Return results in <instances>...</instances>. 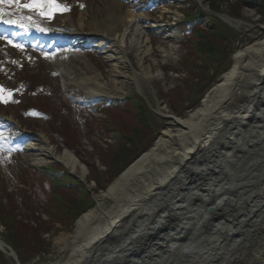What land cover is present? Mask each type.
<instances>
[{
  "label": "bare ground",
  "instance_id": "obj_1",
  "mask_svg": "<svg viewBox=\"0 0 264 264\" xmlns=\"http://www.w3.org/2000/svg\"><path fill=\"white\" fill-rule=\"evenodd\" d=\"M95 1L87 5L84 26L115 49L114 72L120 74L117 66L132 58L135 73L147 74L143 29L134 33L130 53L118 41L133 18L130 10L122 0ZM224 19L234 26L243 23ZM257 31L259 38L235 49L231 65L192 111L179 116L158 108L166 127L154 144L75 219L71 233L56 238L68 249L45 264H210L219 257L223 264L230 259L229 264H264V238L246 259L241 253L238 260L230 256L236 245L248 243L243 239L247 222L254 220L253 234L264 228V25ZM92 71L74 81L87 99L123 94L115 78L108 84ZM49 154L70 171L85 172L67 149L58 154L51 147ZM212 206L217 218L208 213ZM191 229L190 239L186 232Z\"/></svg>",
  "mask_w": 264,
  "mask_h": 264
},
{
  "label": "rangeland",
  "instance_id": "obj_2",
  "mask_svg": "<svg viewBox=\"0 0 264 264\" xmlns=\"http://www.w3.org/2000/svg\"><path fill=\"white\" fill-rule=\"evenodd\" d=\"M93 1L96 2L95 0H57L61 8L67 10H55L51 19L28 9L17 12L15 15L17 17L31 15L33 21L44 30L59 31L61 34L69 33L76 37V40L67 38L68 41L58 40L59 45L55 47V50L47 49L44 52L37 49H21L15 44L0 39V87H3L6 93L11 92L7 103L0 101V210L11 211L13 215L15 213L19 220L30 226L41 224V220H49L48 230L42 232V242L45 248H49V253L43 252V255H36L24 243L25 253L23 254L26 256L22 264H45L64 256L68 248L66 245L59 244L56 238L63 233H71L75 225V220L71 225L68 222L62 224L52 221L46 213L51 207L50 200L54 190L52 188L48 190L47 186L39 187L41 180H38V177L41 173H46L47 166L58 165L65 168L56 158H50L51 155H47L49 148L55 147L58 154L67 149L77 157L80 167H84L85 172H82L81 168L76 171L65 168V171L83 183L94 204L103 190L97 188L94 181L96 174L88 165H94L97 172H102L103 181L109 180V175L117 168L113 152L116 138L119 136L109 130L112 115L110 118L107 115L104 116L99 106L108 98L97 96L87 99L86 93L74 82L75 80L80 76H89L93 69L100 72L102 79L108 84L111 83L112 78H115L123 92L119 99L135 96L142 102L143 111H146L145 115H147L146 121L152 131L150 133L144 130L145 140L153 137L150 142L151 147L159 131L166 127L158 108L166 107L173 115H186L192 111L223 72L217 75L216 82H209L210 77L213 78L219 69L228 66V63L225 64L227 58L231 65L235 51L233 50L226 58L225 49L223 51L224 44H220L222 49L219 48L218 61L221 66L216 69L204 62L195 50L186 45L185 39L179 33V25L188 22L185 12L194 5L197 9L199 7L203 13H200V17H196V20H199L207 29L218 24L222 31L229 34L227 45L233 49L246 44L247 41L258 39L257 27L259 24L264 25V0H214L215 2L211 0H122L126 6L124 9L128 8L133 18L127 19L124 34L122 37L119 36L118 41H122L120 45L130 53L134 33L137 29H143L140 35L142 42L140 46L146 50L141 58L143 67L149 71L147 74L135 73V70L131 68L133 62L131 58L129 62L117 66L120 72L117 75L114 72L117 56L115 49L110 48V44L106 45L100 37L90 36L89 28L87 25L84 26L87 5ZM210 1L212 3H209ZM25 2L27 0H21V3ZM137 2L144 3L142 8H135L138 5ZM216 5L219 12L210 8V6L216 8ZM235 14L238 16L235 17ZM225 15L242 20L243 23L234 26L224 19ZM24 22L29 25L28 21ZM170 36L173 37L170 38ZM79 42H87L88 46H76ZM113 44L117 45L116 42ZM71 53L77 55L72 56ZM186 61L193 62L198 69L202 68V75H197V70L188 73L189 68L184 66ZM195 84L201 87L202 96L198 88L194 90ZM37 108L46 113L38 111ZM120 111L116 108H108V112L113 113L112 121H118L130 133H134L135 130L143 132L137 123L132 122L125 107L123 111ZM122 112L125 113L119 114ZM68 140L70 147L66 144ZM28 167L37 170V175L30 171L28 173L31 182L32 207L30 208L20 202L21 195L16 191L21 187V172L28 170ZM110 202V199H105L106 205ZM256 213L257 216H261L260 210ZM263 220L264 217L261 223H264ZM250 221L251 224L246 223L248 227L245 228L243 237L248 243L238 244L230 251L232 254L230 256H234L236 260L241 256L237 253H241L246 259L247 255L254 254L263 246L264 228L261 226L253 234L252 231L255 230L256 225H253V219ZM255 222L259 223V220ZM4 232V225L0 222V238L3 240ZM192 233V229L186 232L188 237ZM21 236H23L22 232ZM9 247L13 250L14 257L7 254L5 256H8L13 264H21L12 246L9 245ZM171 255L176 256V252ZM222 260L225 259L214 258L210 264H223ZM230 260H226L224 264H229Z\"/></svg>",
  "mask_w": 264,
  "mask_h": 264
},
{
  "label": "trees",
  "instance_id": "obj_3",
  "mask_svg": "<svg viewBox=\"0 0 264 264\" xmlns=\"http://www.w3.org/2000/svg\"><path fill=\"white\" fill-rule=\"evenodd\" d=\"M211 1L209 3H212ZM210 8L213 11L219 12V9H217V5L216 8H212V6H210ZM185 13L188 22H184L179 25V29L181 31L182 38L186 41V45L191 47L193 51L195 50L196 53L203 58L204 62L212 65L213 68H219L221 66L220 61H218L220 55L218 54V52L220 51L219 48H221L219 45L224 44L223 51L225 49L226 58L229 56V54L231 55L233 50L236 49L230 48L227 45L229 34L225 33V31H222L221 27L218 24H216L215 27H211L210 29L203 27L199 20H196V17H200L199 14L203 12H201L199 7L197 9L195 5L191 9H188ZM234 16L237 17L238 15L235 14ZM228 59L229 58H227V61H225V64L228 63V66L226 68L219 69L215 75L216 77H210L209 82H216L217 75L227 70L230 62L228 61ZM191 65L193 66L192 68L190 67ZM184 66L185 68H189L188 73H192V71L197 70V75H202V68H196L193 62L190 63L189 61H186L184 63ZM194 87H196L194 88L195 91L198 88V92H200L199 94L200 96H202L203 92L201 87H198L197 84H195ZM200 89L201 91H199ZM106 107L116 108L121 111H123L125 107V110L127 113H129L132 122L137 123V125L142 128L143 132L145 130L152 133V131L150 130L151 126L146 121L147 115H145L146 111H143L142 102L139 101L135 96H132L129 99H124L121 102L111 100L109 101V105L107 103ZM123 113L125 112L119 114ZM110 116L111 122L109 130L110 132L113 131L116 135L119 136L118 138H116L117 140L115 142V148L113 152L115 158L114 163L117 168L113 173L109 175V180L103 181L102 172H97V169L96 167H94V165H88V167H92L91 170H93L96 174V178L94 179V181L97 188L101 190H104L106 186L110 184L114 180V178L117 177V175L125 168V166H127L128 163L133 161L141 153L147 150L151 145L150 142L153 140V137H149L147 140H145V132H137L136 130L134 131V133L128 132V130L125 127H122V125L118 121H112L113 113H110ZM66 144L70 147L69 140L66 141ZM29 168L30 167H28V170L25 169L26 171L21 172V187L16 190L21 195L20 202L27 208L32 207L30 201L31 182L29 180L28 173L30 171L36 174V171L34 169ZM55 169H50L49 173L53 174L57 183L61 184L62 186L60 187L52 182H47L46 179H44L42 176L38 177V180H41L38 186H43L41 188L47 186L48 190H51L52 185L56 187L55 191H52V197L50 200L52 201L51 207L47 210L46 213L49 216L48 218L52 221H57L62 224L64 222H68V224L71 225L73 224L75 218L83 214L85 211H87V209L94 206V201L90 198V193L86 191L83 183L69 176L63 168L56 166ZM25 174H27V176ZM13 195H15V193ZM48 221L41 220V224L30 226L27 223L19 220L16 217L15 213L13 215L11 211L4 212L0 210V222L4 225L5 228V232L3 233L4 240L8 245L12 246L16 254L19 256L21 264L23 263V258L26 256L25 254H23V252L25 253V250H23V248L25 249L24 243H26L28 249L33 251L36 255H43V252L49 253V248H45V244H43L42 242V232H44V230H48ZM21 232L23 236H21ZM0 264H13V262L10 258H8V256H5V254L0 251Z\"/></svg>",
  "mask_w": 264,
  "mask_h": 264
},
{
  "label": "snow or ice",
  "instance_id": "obj_4",
  "mask_svg": "<svg viewBox=\"0 0 264 264\" xmlns=\"http://www.w3.org/2000/svg\"><path fill=\"white\" fill-rule=\"evenodd\" d=\"M0 5H15L17 12H20L23 9H28L29 11H35L41 16H47L49 19L52 18V14L55 10L65 11L66 8H61L60 4L57 3V0H27L25 3H21V0H0ZM5 13L3 7H0V20H3L4 23H17L19 21H28L29 25L35 26L38 30L43 31L44 29L40 28L39 24L33 21L31 15L29 16H19L18 20H9L5 19ZM20 27H27L24 23H20ZM11 43V41H9ZM16 47L22 48V45H15ZM3 87H0V101L4 103L8 102V97L11 96V92H7Z\"/></svg>",
  "mask_w": 264,
  "mask_h": 264
},
{
  "label": "water",
  "instance_id": "obj_5",
  "mask_svg": "<svg viewBox=\"0 0 264 264\" xmlns=\"http://www.w3.org/2000/svg\"><path fill=\"white\" fill-rule=\"evenodd\" d=\"M225 16H227V15H225ZM224 16V17H225ZM228 17V16H227ZM232 20H234V19H232ZM234 21H236V20H234ZM208 213H210V215H212V216H216L215 215V207H208ZM241 226V225H240ZM192 236V235H191ZM191 236H189L188 238H190L191 239ZM0 247L1 248H3V247H5L8 251H9V253H8V255L9 256H12V257H14L13 255H14V252H13V250L11 249V247H9L8 245H6L2 240H0ZM4 250V249H3Z\"/></svg>",
  "mask_w": 264,
  "mask_h": 264
}]
</instances>
